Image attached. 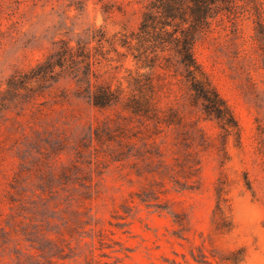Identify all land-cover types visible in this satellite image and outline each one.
<instances>
[{"label":"trees","instance_id":"obj_1","mask_svg":"<svg viewBox=\"0 0 264 264\" xmlns=\"http://www.w3.org/2000/svg\"><path fill=\"white\" fill-rule=\"evenodd\" d=\"M115 1L102 2L104 19L113 12ZM88 2L0 0V48L9 44L25 54L22 29L28 16L40 9L55 17L46 30L41 56L20 62L0 83V144L19 127L24 138L36 139L23 133L24 117L27 124L26 117L37 119L41 131L33 132L39 137L56 134L60 140L57 146L44 142L30 160L16 140L10 147L19 162L4 177L0 191V264H57L71 257V241L90 224L83 203L92 192L93 165L102 159L126 162L137 177L157 176L160 186L167 179L177 189H196L191 180L201 170L202 154L215 151L223 165L229 138L240 142L238 121L198 60L196 48L214 24L236 30L246 18L253 23L256 51L264 60V0H137L136 29L111 36L94 23L77 27ZM236 49L255 65L251 51L237 44ZM128 57L135 69L125 70L126 86L118 81L113 87L99 79L103 61L115 67L112 62ZM69 96L101 112L118 111L115 117L84 123L72 114L71 122L61 124L68 128L46 122L56 112L54 106L63 105ZM205 120L216 122L221 130L219 145L200 127ZM169 160L183 171L160 174L158 167L170 166ZM150 190L152 196H138L141 201L158 198L155 189ZM227 195L222 184L216 186L215 214L224 221L230 208Z\"/></svg>","mask_w":264,"mask_h":264},{"label":"rangeland","instance_id":"obj_2","mask_svg":"<svg viewBox=\"0 0 264 264\" xmlns=\"http://www.w3.org/2000/svg\"><path fill=\"white\" fill-rule=\"evenodd\" d=\"M89 0L84 17L77 27L94 23L108 36L136 29L140 21L137 0H116L113 12L104 19L102 2ZM119 8V9H118ZM45 11H48L45 10ZM74 11L70 15H74ZM54 13L40 9L28 16L23 27L26 53L9 44L0 48V83L13 72L20 62L35 61L41 48L47 44V28L52 25ZM236 44L253 53L254 64L237 54ZM256 51L253 23L244 18L236 30L227 24H214L212 31L197 44L196 56L210 74L213 84L236 117L240 127V142L230 137L226 151L228 159L222 165L215 151L202 154L201 170L191 181L196 189L180 190L173 183L144 173L137 177L126 162H112L106 157L92 168V192L83 203L90 216L86 232L71 241V257L57 264H264V60ZM25 55V56H22ZM112 56L115 55L112 53ZM98 66L99 79L112 86L123 82L126 69L134 71L131 57ZM173 83L175 80L168 78ZM61 88H68L60 83ZM176 89V85H174ZM163 99V103L166 102ZM56 112L46 121L56 123L72 120V114L95 121L115 117L118 110L104 112L91 108L86 101L69 96L63 105H55ZM22 119L24 134L18 128L0 144V191L4 177L18 166V156L10 149L16 140L23 156L30 160L36 150L50 142L57 146L55 136L39 137L41 131L35 118ZM205 134L220 144L221 130L214 121H201ZM73 140L72 137L68 138ZM50 140V141H49ZM156 152V150H153ZM61 160L66 161L64 154ZM2 159V160H1ZM153 160H157L155 155ZM161 164L159 173L166 170L181 172L178 162ZM28 166V165H27ZM181 180H183L181 178ZM227 191L230 208L228 220L215 214L216 186ZM157 199L141 201L140 196ZM157 206H164V209Z\"/></svg>","mask_w":264,"mask_h":264}]
</instances>
